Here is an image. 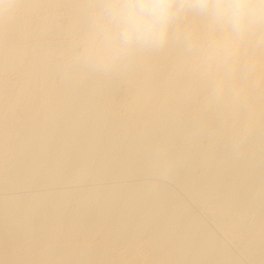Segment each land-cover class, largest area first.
I'll return each instance as SVG.
<instances>
[{
	"label": "bare ground",
	"instance_id": "obj_1",
	"mask_svg": "<svg viewBox=\"0 0 264 264\" xmlns=\"http://www.w3.org/2000/svg\"><path fill=\"white\" fill-rule=\"evenodd\" d=\"M5 3L0 264H264V49L219 98L175 41L66 80L89 0Z\"/></svg>",
	"mask_w": 264,
	"mask_h": 264
},
{
	"label": "clouds",
	"instance_id": "obj_2",
	"mask_svg": "<svg viewBox=\"0 0 264 264\" xmlns=\"http://www.w3.org/2000/svg\"><path fill=\"white\" fill-rule=\"evenodd\" d=\"M9 15L11 5L0 0ZM85 26L62 73L110 77L170 41L183 45L189 70L219 98L239 72L255 71L253 59L239 64L241 46L264 49V0H89ZM189 17L201 22L188 24Z\"/></svg>",
	"mask_w": 264,
	"mask_h": 264
}]
</instances>
